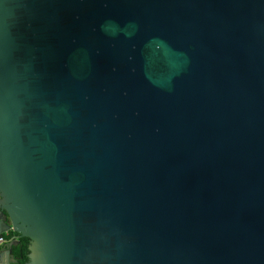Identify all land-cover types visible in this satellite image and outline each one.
I'll return each instance as SVG.
<instances>
[{
  "label": "water",
  "instance_id": "1",
  "mask_svg": "<svg viewBox=\"0 0 264 264\" xmlns=\"http://www.w3.org/2000/svg\"><path fill=\"white\" fill-rule=\"evenodd\" d=\"M9 230L25 264H264V0H0Z\"/></svg>",
  "mask_w": 264,
  "mask_h": 264
},
{
  "label": "flooded vegetation",
  "instance_id": "2",
  "mask_svg": "<svg viewBox=\"0 0 264 264\" xmlns=\"http://www.w3.org/2000/svg\"><path fill=\"white\" fill-rule=\"evenodd\" d=\"M11 231L13 230H9L4 233V235L6 236V240L3 244L0 245V255L2 254V259L0 261V264H16L15 260L17 259L19 260L20 264H23L24 262L22 261L23 260L22 240L24 236H22L18 232L17 233L15 232V233H12L11 236L8 237ZM14 241H15V244L12 246V251L9 255H7L6 252L8 251L10 244L13 243Z\"/></svg>",
  "mask_w": 264,
  "mask_h": 264
},
{
  "label": "trees",
  "instance_id": "3",
  "mask_svg": "<svg viewBox=\"0 0 264 264\" xmlns=\"http://www.w3.org/2000/svg\"><path fill=\"white\" fill-rule=\"evenodd\" d=\"M16 231H11L10 232V235H8V237L9 236H11V234L12 233H15ZM17 233V232H16ZM29 243H30V239L28 238V237H23V240H22V245H23V249H22V254H23V264H25L28 260H29V257H28V254H29Z\"/></svg>",
  "mask_w": 264,
  "mask_h": 264
},
{
  "label": "built area",
  "instance_id": "4",
  "mask_svg": "<svg viewBox=\"0 0 264 264\" xmlns=\"http://www.w3.org/2000/svg\"><path fill=\"white\" fill-rule=\"evenodd\" d=\"M6 240V236L4 234H0V245L3 244Z\"/></svg>",
  "mask_w": 264,
  "mask_h": 264
}]
</instances>
